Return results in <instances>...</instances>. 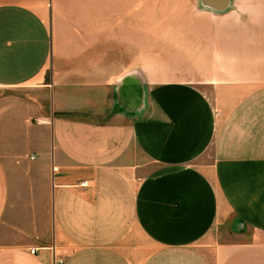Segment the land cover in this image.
<instances>
[{"label": "crops", "instance_id": "crops-1", "mask_svg": "<svg viewBox=\"0 0 264 264\" xmlns=\"http://www.w3.org/2000/svg\"><path fill=\"white\" fill-rule=\"evenodd\" d=\"M0 264H264V0H0Z\"/></svg>", "mask_w": 264, "mask_h": 264}, {"label": "rangeland", "instance_id": "rangeland-1", "mask_svg": "<svg viewBox=\"0 0 264 264\" xmlns=\"http://www.w3.org/2000/svg\"><path fill=\"white\" fill-rule=\"evenodd\" d=\"M149 46V43H142V51ZM158 46L159 48V43H156V47ZM144 61L143 57H142V62Z\"/></svg>", "mask_w": 264, "mask_h": 264}, {"label": "built area", "instance_id": "built-area-1", "mask_svg": "<svg viewBox=\"0 0 264 264\" xmlns=\"http://www.w3.org/2000/svg\"><path fill=\"white\" fill-rule=\"evenodd\" d=\"M32 251H35V248H32ZM63 259L62 258H60L59 259V262H61Z\"/></svg>", "mask_w": 264, "mask_h": 264}]
</instances>
